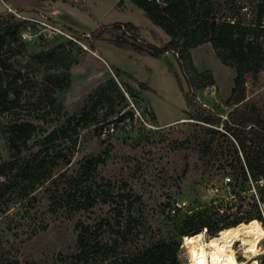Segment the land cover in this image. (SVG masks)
<instances>
[{"label":"rangeland","instance_id":"rangeland-1","mask_svg":"<svg viewBox=\"0 0 264 264\" xmlns=\"http://www.w3.org/2000/svg\"><path fill=\"white\" fill-rule=\"evenodd\" d=\"M57 1L72 6L61 20L42 12L16 10L30 20L0 12L24 20L21 38L5 55L10 73L20 69L31 80L21 114L36 125L25 145L12 148L6 126L14 116L0 113V163L24 157L32 164L28 175L0 185V262L69 264L66 256L75 252L77 235L112 217L115 203L108 198L128 192L131 196L120 205L121 231L102 236L112 252L176 239L177 222L197 208H208L210 220L219 222L260 212L262 222L253 217L240 224L251 235L248 247L256 252L257 264H264V197L259 193L264 176L241 186L226 165L235 163L232 147L219 137L213 151L203 150L204 125L194 118L199 106L225 116L234 69L222 64L209 42L191 48L194 66L210 70L214 84L196 92V107L187 106L188 88L172 51L154 56L114 44L127 40L156 51L169 40L132 0ZM242 10L248 11V5ZM126 22L138 27L137 37L124 30ZM53 48L55 66L32 58ZM50 77L56 84L47 82ZM250 83L247 96L264 108V73ZM40 95L42 103L31 105ZM126 113L131 116L118 121ZM54 128H67L69 137L44 142ZM103 189L112 195L105 198ZM168 204L179 210L178 216L168 212ZM202 231L208 240L211 236ZM179 240L175 264H188L190 245L187 249L184 235ZM230 246L239 261L252 256L243 252L240 240H231ZM95 258L90 264L99 263Z\"/></svg>","mask_w":264,"mask_h":264},{"label":"trees","instance_id":"trees-1","mask_svg":"<svg viewBox=\"0 0 264 264\" xmlns=\"http://www.w3.org/2000/svg\"><path fill=\"white\" fill-rule=\"evenodd\" d=\"M132 2L143 10L146 17L164 30L169 40L161 47L155 48L156 51L147 50L127 40H115L114 44L145 50L154 56L172 51L188 88L184 94L187 106L196 107L194 104L196 92L214 84L210 70L199 71L194 66L191 48L209 42L222 64L234 69L233 85L224 101V105L229 107L225 116L221 112L199 106L195 108L194 118L204 125L206 138L202 141L203 150L213 151L215 139L221 137L232 147L235 163H226L233 171L232 175L240 181L241 186L249 180L257 182L264 176V108L255 99L247 96L246 83L251 85L250 81L255 82L264 73V0H132ZM245 5H248V11L242 10ZM23 22L24 20L16 18L13 14L0 13V113L14 116L15 120L6 126L8 141L12 148H18L20 144L25 145L36 130L35 123L21 114L26 104L23 102L24 90L30 87L31 80L27 77V72L20 69L10 73L9 56L5 55L11 49L10 44L21 38ZM122 26L126 32L137 37L136 25L126 22L122 23ZM55 57V48L32 55L34 60L51 62L53 66ZM68 76L67 74L65 77L66 81L69 80ZM46 79L48 83L56 84L51 77ZM178 81L183 90L180 78ZM41 103L40 95L31 105L37 106ZM126 116L131 114H121L118 121L124 120ZM69 135L67 128H54L46 133L43 141L51 143ZM31 168L30 159L24 157L1 162L0 185L28 175ZM227 177L231 179L230 176ZM102 192L105 198L112 195L109 189H103ZM259 193L263 199L264 184L261 185ZM116 195L117 198L113 196L108 198L110 203H115L113 216L100 219L91 232L77 235L75 252L66 256L69 264H90L95 257H99L98 264H175L179 239L187 233L204 229L211 237H217L239 228L242 225L240 221H248L255 217L262 222L260 212L248 218L239 216L224 222L211 221L208 208H197L177 222L176 239H159L141 250L116 254L112 252V244L102 240V236L105 233L117 234L121 231L117 228L121 226L120 205L128 200L131 194L122 192ZM168 205V212L171 211L174 217L178 216L179 210L172 208V204ZM125 229L128 233L132 232L130 227ZM99 232L101 235L97 234ZM134 235L137 236L138 232ZM252 235L255 238V233ZM185 245L188 249L187 242ZM0 264L21 262L14 258Z\"/></svg>","mask_w":264,"mask_h":264},{"label":"bare ground","instance_id":"bare-ground-1","mask_svg":"<svg viewBox=\"0 0 264 264\" xmlns=\"http://www.w3.org/2000/svg\"><path fill=\"white\" fill-rule=\"evenodd\" d=\"M202 232L204 231L199 230L184 235L185 242L190 245L188 264H248V262L257 264L256 252L248 247L251 235L244 224L233 232L210 237L208 240L202 239ZM227 236H231V239H228ZM231 240H240L244 243L245 250L243 252L252 256L247 261H239L235 255V250L230 246Z\"/></svg>","mask_w":264,"mask_h":264},{"label":"crops","instance_id":"crops-1","mask_svg":"<svg viewBox=\"0 0 264 264\" xmlns=\"http://www.w3.org/2000/svg\"><path fill=\"white\" fill-rule=\"evenodd\" d=\"M0 12L11 8L13 10H20L25 13L42 12L55 20H61L64 15L62 12H68L72 6L64 1L51 0H0Z\"/></svg>","mask_w":264,"mask_h":264},{"label":"built area","instance_id":"built-area-1","mask_svg":"<svg viewBox=\"0 0 264 264\" xmlns=\"http://www.w3.org/2000/svg\"><path fill=\"white\" fill-rule=\"evenodd\" d=\"M8 11H12L16 16H18V17H22L24 20H28V19L30 20V19H32V18L27 17V16H22L21 14L17 13L16 10H13V9H11V8H8ZM40 23H42V22H40ZM42 24H44V23H42ZM52 29H53L54 31H56V32H59V33L65 34V33L62 32L59 28L52 27ZM65 35H67V34H65ZM67 36H69V35H67ZM69 37H70V36H69ZM246 87H247V84H246ZM226 179L229 181V177H226ZM172 212H174V209L172 210Z\"/></svg>","mask_w":264,"mask_h":264}]
</instances>
